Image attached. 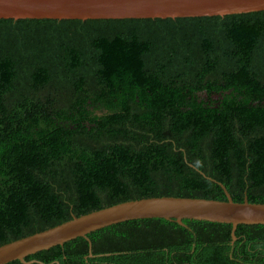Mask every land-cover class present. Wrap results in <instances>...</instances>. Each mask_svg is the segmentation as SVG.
Returning a JSON list of instances; mask_svg holds the SVG:
<instances>
[{"label":"trees","instance_id":"1","mask_svg":"<svg viewBox=\"0 0 264 264\" xmlns=\"http://www.w3.org/2000/svg\"><path fill=\"white\" fill-rule=\"evenodd\" d=\"M226 190H225V189ZM264 203V10L0 19V247L120 203ZM148 218L6 264H264V224Z\"/></svg>","mask_w":264,"mask_h":264},{"label":"water","instance_id":"2","mask_svg":"<svg viewBox=\"0 0 264 264\" xmlns=\"http://www.w3.org/2000/svg\"><path fill=\"white\" fill-rule=\"evenodd\" d=\"M263 10L264 0H0V19L14 20L167 19ZM226 194V201L154 197L120 203L1 246L0 264L25 262L27 256L39 251L136 219H175L180 225L185 219L228 223L233 225V241L239 225L264 224V203L247 199L236 203Z\"/></svg>","mask_w":264,"mask_h":264}]
</instances>
